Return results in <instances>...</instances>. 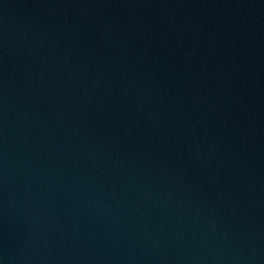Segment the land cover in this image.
<instances>
[{"label":"water","instance_id":"water-1","mask_svg":"<svg viewBox=\"0 0 264 264\" xmlns=\"http://www.w3.org/2000/svg\"><path fill=\"white\" fill-rule=\"evenodd\" d=\"M0 264H264V0H0Z\"/></svg>","mask_w":264,"mask_h":264}]
</instances>
